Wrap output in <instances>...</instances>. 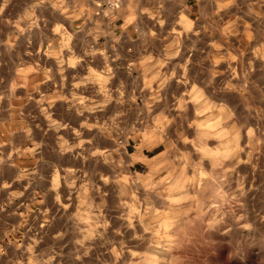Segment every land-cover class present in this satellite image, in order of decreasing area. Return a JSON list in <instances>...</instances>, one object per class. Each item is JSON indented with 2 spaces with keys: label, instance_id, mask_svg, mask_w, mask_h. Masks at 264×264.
<instances>
[{
  "label": "rangeland",
  "instance_id": "obj_1",
  "mask_svg": "<svg viewBox=\"0 0 264 264\" xmlns=\"http://www.w3.org/2000/svg\"><path fill=\"white\" fill-rule=\"evenodd\" d=\"M191 5L127 49L0 27V264H264V0Z\"/></svg>",
  "mask_w": 264,
  "mask_h": 264
},
{
  "label": "crops",
  "instance_id": "obj_2",
  "mask_svg": "<svg viewBox=\"0 0 264 264\" xmlns=\"http://www.w3.org/2000/svg\"><path fill=\"white\" fill-rule=\"evenodd\" d=\"M191 1L193 0H116V4L112 6L111 0H0V27H5L7 31L24 27L39 36L46 32L47 27L51 31L55 28L57 43L59 32L62 33L63 26L67 24L77 36L90 39L91 47H108L113 43L117 46L118 42L125 49L143 47L144 43L140 44L137 39H133L136 27H117L112 16L119 19L124 15L137 13L157 17L155 21L158 22V17L190 15ZM146 25L150 27L153 24ZM124 57L119 59V69L127 75L138 73L137 66L135 69L131 66L133 63L139 64L142 57H135L134 60ZM137 156L140 161L148 159V154L143 150Z\"/></svg>",
  "mask_w": 264,
  "mask_h": 264
},
{
  "label": "clouds",
  "instance_id": "obj_3",
  "mask_svg": "<svg viewBox=\"0 0 264 264\" xmlns=\"http://www.w3.org/2000/svg\"><path fill=\"white\" fill-rule=\"evenodd\" d=\"M249 228V233L243 235L240 239L236 241V249L234 250L236 253L240 251V249L246 244H252L253 242L260 243L264 245V233L260 235H255L256 226L255 225H247ZM232 259V254L229 255V262Z\"/></svg>",
  "mask_w": 264,
  "mask_h": 264
}]
</instances>
